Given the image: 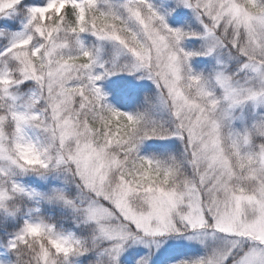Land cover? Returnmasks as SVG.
Instances as JSON below:
<instances>
[{"label":"snow or ice","instance_id":"obj_1","mask_svg":"<svg viewBox=\"0 0 264 264\" xmlns=\"http://www.w3.org/2000/svg\"><path fill=\"white\" fill-rule=\"evenodd\" d=\"M0 264H264V0H0Z\"/></svg>","mask_w":264,"mask_h":264}]
</instances>
